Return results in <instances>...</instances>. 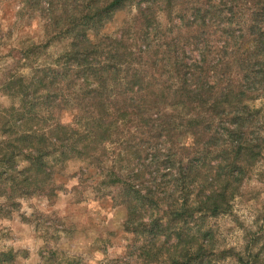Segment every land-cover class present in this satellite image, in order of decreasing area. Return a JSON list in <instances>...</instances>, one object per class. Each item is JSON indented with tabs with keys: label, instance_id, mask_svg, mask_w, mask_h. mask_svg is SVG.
<instances>
[{
	"label": "trees",
	"instance_id": "trees-1",
	"mask_svg": "<svg viewBox=\"0 0 264 264\" xmlns=\"http://www.w3.org/2000/svg\"><path fill=\"white\" fill-rule=\"evenodd\" d=\"M23 2L71 43L4 84L20 103L0 111V196L55 192L82 160L121 198L143 264H264V210L223 258L205 223L264 160V0Z\"/></svg>",
	"mask_w": 264,
	"mask_h": 264
},
{
	"label": "rangeland",
	"instance_id": "rangeland-1",
	"mask_svg": "<svg viewBox=\"0 0 264 264\" xmlns=\"http://www.w3.org/2000/svg\"><path fill=\"white\" fill-rule=\"evenodd\" d=\"M23 3L0 0V111L20 103L18 96L7 94L8 79L28 80L36 68L52 65L70 48L69 37H50L52 29L39 12L28 6L20 12ZM31 44L37 46L23 55L21 51ZM85 164L66 162L55 176V192L0 196V254L14 255L8 264H143L137 257V237L125 229L121 198L112 201V190L100 183V174L87 173ZM255 168L234 198L231 212L205 222L211 230L214 258H223L220 251L229 247L243 250L248 237L262 225L264 160ZM217 263L237 264L228 254Z\"/></svg>",
	"mask_w": 264,
	"mask_h": 264
}]
</instances>
